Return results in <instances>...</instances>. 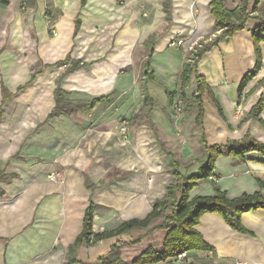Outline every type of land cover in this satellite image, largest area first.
<instances>
[{
	"label": "crops",
	"instance_id": "obj_1",
	"mask_svg": "<svg viewBox=\"0 0 264 264\" xmlns=\"http://www.w3.org/2000/svg\"><path fill=\"white\" fill-rule=\"evenodd\" d=\"M19 1L0 0V171L3 177L0 180V264H66L68 247L82 229L83 215L90 201L97 205L93 231L112 230L124 220L143 218L154 201L163 197L166 184L172 180L169 171L158 167L159 164L164 167L165 160L158 151L159 145L156 147L153 143L151 117L156 102L145 83L151 79L144 78L146 57L150 52L153 58L164 54L179 39L183 41L179 46L185 44L178 64L165 72L166 77L158 78L157 69L149 67L152 79L164 87L167 96V104L161 108H171L167 91L174 95L173 90L181 89V84L175 83L176 72L172 71L177 69L180 74L188 45L196 38H210L219 30L214 27V16L208 6L210 0H171L170 19H166L163 0H84L83 3L81 0H24L29 4L36 1L41 6L35 17L22 14ZM237 1L224 0V4L234 8ZM46 6L51 7L56 35L45 25ZM259 10L264 11V0H260ZM201 14H207L204 23L200 21ZM258 23L256 19H249L246 28L220 40L196 65L197 73L205 77L215 99L218 101L214 90L220 89L228 106L226 120L218 116L206 126L211 136L217 130L218 134L228 136L229 126L247 115L260 95L264 97V42H261L263 66L243 89V103L236 105L233 112L234 88L255 63L252 29ZM151 35L153 40L146 43ZM68 53L71 58L88 63L68 72L65 68L70 62L54 65ZM31 65L34 79L17 92L18 86L29 81L31 74L23 82L18 79L20 76L25 79V69ZM1 82L12 93L2 103ZM58 85L66 91L65 98L72 100L105 94L109 97L87 112L47 118L54 107L53 92ZM145 95L151 101L142 104ZM204 97L209 98L207 94ZM186 100L182 102L186 104ZM139 104L146 105L145 116L152 135L143 128L136 132L132 129L130 135L133 134L134 141H123L120 119L130 120ZM260 117L264 121V108ZM243 126L249 127L251 134L264 142V124L251 119ZM139 138L148 141L141 149ZM148 151L155 153L157 160H150ZM251 157L257 156L250 153L240 161L222 154L215 162L213 174L199 180L191 196L211 195L214 185L225 190L230 198L259 190L258 180L264 183V164ZM52 172L56 174L55 179L50 178ZM11 174L14 176L9 177ZM232 175L237 176L236 181H224ZM85 177L99 186L90 190L85 185ZM261 192L264 196V188ZM241 224L246 229L244 233L231 228L219 214L204 213L195 227L213 250H191L157 264H264V209L242 213ZM148 228L133 227L128 234L104 238L94 244L82 242L72 264L95 263L120 238L132 240L141 236L139 242L122 248V258L127 264L147 247L161 250L165 230L147 231ZM127 251L132 253L130 259L125 258Z\"/></svg>",
	"mask_w": 264,
	"mask_h": 264
},
{
	"label": "trees",
	"instance_id": "obj_2",
	"mask_svg": "<svg viewBox=\"0 0 264 264\" xmlns=\"http://www.w3.org/2000/svg\"><path fill=\"white\" fill-rule=\"evenodd\" d=\"M83 2L84 0H81V3ZM249 2L250 0H238L234 8L225 6L224 0H210L208 3L210 12L214 16L215 30H219V33L210 38L204 37L202 40H199L198 44L194 45L192 50L188 51V58L183 62L179 74L181 84L180 97L182 99H184L185 96L184 89L188 86L191 77L196 81V92L192 95L191 106L194 103L198 106L197 119H199L204 112L202 106L203 95L207 94L216 106L219 105L210 86L206 83L205 77L196 71L198 61L205 52L216 45L220 40L230 37L235 32L246 28L247 21L251 18L259 21L258 25L252 29L255 63L253 68L240 79L238 85L239 97L247 83L263 66L260 43L264 42V11L259 10L260 0H253L251 7H249ZM170 9L171 0H163V10L166 14V19H170ZM75 26L76 31L78 20L75 21ZM153 38L154 35H151L146 43L153 40ZM151 53L152 52H150L148 56H151ZM149 58L150 57H148V59ZM69 62L70 64L67 65ZM87 63L88 62L81 61L78 58H71L68 53L63 59L57 60L54 65H67L65 72H68L84 66ZM149 67L150 64L148 61L144 62V78H154ZM34 74L35 73L31 74L28 82L18 86L16 91L19 92L31 83L34 79ZM60 77L57 79V83H59ZM167 92L172 107L174 95L172 91ZM64 93H66V91L60 88L59 85L54 89L53 95L55 103L53 109L48 113L47 118L60 114L70 115L78 111L87 112L93 109L97 103L104 102L109 97V94H105L87 100H72L65 98ZM1 94V103L12 95L3 82H1ZM150 98L149 95H145L142 104H146L148 100L151 101ZM263 108L264 97L260 95L243 120L247 118L256 119L261 124H264L263 119L260 117ZM254 152L259 155L253 158V160L264 164V142L252 138L249 132H246L241 139H226L222 143L205 144L204 158L201 161L202 164L199 165L197 171L189 175H183L180 172V163L170 154L169 161L172 162V166H170L169 172L173 180L166 184L163 197L157 198L154 201L152 209L143 218L124 220L112 230L100 231L97 233L93 231V213L97 205L90 201L83 215L82 229L74 242L68 247L66 264L76 262V249L82 242L88 243L90 236H92V242L90 243L92 244L104 238L128 234L133 227L149 226L147 231L163 229L165 230V236L163 238L161 250L158 251L152 247H147L141 253L134 256L128 262L130 264H157L168 259L176 258L181 254H186L191 250H213L195 227L200 216L207 212L219 214L231 228L244 233L246 229L241 224L242 213L258 208L264 209V196L261 192V189L264 188V183L262 181L258 180L259 190L253 193L243 192L234 198L228 197L225 190H221L215 185L214 193L211 195L191 196L190 192L197 185L199 180L207 179L213 174L215 161L218 156L227 154L240 161H244L247 154ZM13 176L14 174H11L9 177ZM2 179L3 177L0 171V180ZM85 185L90 190H94L99 186L98 184L92 183L88 177H85ZM140 239L141 236L132 240L117 239L110 245L109 250L105 254L98 256L97 261L93 264H127L122 258V248L126 245L135 244L139 242Z\"/></svg>",
	"mask_w": 264,
	"mask_h": 264
},
{
	"label": "rangeland",
	"instance_id": "obj_3",
	"mask_svg": "<svg viewBox=\"0 0 264 264\" xmlns=\"http://www.w3.org/2000/svg\"><path fill=\"white\" fill-rule=\"evenodd\" d=\"M2 1H6V3H8L9 0H2ZM30 4L28 2H24V0H20L18 3V6L21 9L22 14L27 15V16L32 15L33 17H35L37 14V11L42 10L41 6H38L36 1L35 3L32 2V4L31 5ZM44 9H45V13L43 17L45 20V25L47 27V30L53 33L54 28L52 27V23H51L52 21L51 19H53L51 7L46 6ZM202 9H204V7H202ZM206 15L201 14L200 21L202 23L206 21V18H205ZM207 25L205 26L203 25V26L206 27ZM194 41H196V39ZM184 46L185 44L183 46H179V44H177L175 47H170L167 50V52H165L164 54H158L154 58L153 56H147L145 59V62L148 61V63L152 65L153 68L155 67L157 69V73H159L158 78H160V76L166 77L165 72L169 71L173 65L178 64L179 59L181 58L180 51H181V48H183ZM189 50L190 49H188L187 51ZM188 55L189 53H186V59L188 58ZM29 57L30 56H28V53H27L26 61H28ZM148 57L150 58L148 59ZM138 66H140V62ZM13 67L15 68V71H18L16 65H14ZM33 68H34L33 65L27 66L25 69V73H24L25 79H23V76H20V79L18 80H20V82H23L24 80L28 79ZM172 72H176L175 83L180 84L179 82L180 79L178 75L179 71L177 69H174ZM19 73L21 75L22 72H19ZM138 73H140V71H138ZM4 75L5 73L3 74V76ZM158 78L156 79V81L157 80L160 81ZM151 79L147 80L145 83H146V87L149 89V91H151L152 96L154 97L155 102H156V110L154 112L153 117H151V120L154 123V129L152 130L154 134L153 143L156 147H158L159 145L160 150L158 151L163 157V159L165 160V166L163 167V165L159 164L158 165L159 168L161 169L164 168V170L169 171L170 166H172V162L169 161V155L171 154L180 163V166H179L180 172L183 175H189L190 173H193V170L197 171L198 170L197 168L199 167V165L202 164L201 161L204 158L205 144L211 145L213 143H216L215 141H217V143H222L226 139H241L245 135L246 132H249L252 138L257 139L251 134L249 127L245 129V126H243V124L246 121L248 123L251 122L250 118L243 120L245 119L246 115L242 117L241 119L239 118L238 119L239 122L235 123L234 126L228 125L229 130L231 131L228 134V136H225L223 134H218L220 133L218 132V130L216 131L217 133L216 135L211 136L210 130L205 129L206 126L210 124L212 119H217L218 116L222 120H226L227 118L226 115H227L228 106L227 104H225V99H224L225 96L222 95L220 89L214 90L218 96V101H217L219 104L218 106H216L215 103H213L208 97H204L203 99L204 95L202 96V102H203L202 106L204 108V112L201 115V117L197 119V116H198L197 107L198 106L196 103H194L191 106L192 103L190 101V99L192 98L191 95L194 93V88L196 87V83L194 82L193 79L191 80L189 86L187 87L184 93L185 94L184 98L187 99L186 104L184 103V101L182 102V99L180 97V91L178 89L173 90L175 93L173 97L174 98L173 106L168 109L164 107L161 108V106H166L167 104V96L164 92V87L158 86V84L154 82L155 80L153 79L151 80ZM171 80L173 81L172 85L174 86V78ZM142 82H144L143 79H142ZM239 83H240V80L237 83L236 87L234 88V95L232 96L234 97V101H235L233 104V112L236 108V105L238 106L243 103L242 94L239 97V92H238ZM173 89H175V87H173ZM185 107H187L186 111H185L186 109ZM154 108H155V105L153 106V109ZM145 111H146V105L139 104L133 110V112L135 113V116H133L130 120L126 119L125 117L120 119V130L123 136V141L128 142L130 139L132 142L134 141L133 134L131 133L130 135V132L132 131V129L136 132V131L142 130L143 128L147 130L150 135H152L150 129L148 128V119H146L147 117L145 116ZM238 115H240V111H238ZM228 122L229 121H227V123ZM147 144H148V141L146 140V138L145 139L139 138V144H138L139 149H141V146L143 147ZM141 151L142 150H140L139 153H141ZM149 151H148L149 159L152 161H154L155 159L157 160L155 153L149 152ZM258 155L259 154L255 152L253 154L251 153V156L258 157ZM251 158H256V157H251ZM172 180H173V177H172ZM236 180H237V176L232 175L231 178L227 177L225 178L224 181L228 183H233V181H236ZM131 254L132 253H129L127 251L125 253V258L130 259Z\"/></svg>",
	"mask_w": 264,
	"mask_h": 264
},
{
	"label": "built area",
	"instance_id": "obj_4",
	"mask_svg": "<svg viewBox=\"0 0 264 264\" xmlns=\"http://www.w3.org/2000/svg\"><path fill=\"white\" fill-rule=\"evenodd\" d=\"M48 22H50V21H48ZM53 34L56 35V32L53 31ZM199 40H202V39H197V38H196V41L193 40L192 43H190V44L188 45V49L192 50L193 47H194V45H195V44H198ZM195 42H196V43H195ZM181 43H182V40H178V41H177V44H181ZM171 44L174 45V42H172ZM179 103H180V101H179ZM55 176H56V174H55L54 172H52V173L50 174V178H51V179H55V178H56ZM91 242H92V236H90L89 239H88V243H91Z\"/></svg>",
	"mask_w": 264,
	"mask_h": 264
},
{
	"label": "bare ground",
	"instance_id": "obj_5",
	"mask_svg": "<svg viewBox=\"0 0 264 264\" xmlns=\"http://www.w3.org/2000/svg\"><path fill=\"white\" fill-rule=\"evenodd\" d=\"M190 8V7H189Z\"/></svg>",
	"mask_w": 264,
	"mask_h": 264
}]
</instances>
